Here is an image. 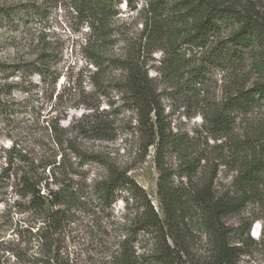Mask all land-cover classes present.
<instances>
[{
  "label": "rangeland",
  "instance_id": "1",
  "mask_svg": "<svg viewBox=\"0 0 264 264\" xmlns=\"http://www.w3.org/2000/svg\"><path fill=\"white\" fill-rule=\"evenodd\" d=\"M253 2L264 12V0ZM27 4H34L39 12L27 14ZM144 4L145 0H121L115 7V14L109 19L112 32L107 54H122L127 42L136 41L144 19L140 10ZM0 12V166H6L11 157L8 150L14 147L27 161H20L14 153L12 168L19 174L23 170L39 173L44 178L41 192L58 189L64 196L72 194L74 201L62 205L66 220L59 234L60 250L70 264H103L118 249L120 240L130 234L139 209L138 200L125 190H119L111 203L105 204L98 197L97 183L106 177L107 164L126 169L161 215L155 148L149 146L141 159L144 138L135 131V112L117 83L121 72L109 69L99 76V86L93 85L95 68L82 50L89 35V21L81 17L72 0H0ZM42 51L54 54L51 70L57 77L43 80L34 72L33 63ZM198 57L197 50H187L185 54L191 62H198ZM161 58L160 51L148 56L146 70L155 81L165 121L170 123L172 132L187 140L188 158L203 156L189 179L184 175V160L175 152H166L164 166L170 183L186 188L214 175L215 195H239L245 188L235 177L247 154L240 149L239 140L249 129H257L264 139V108L256 107L237 116L233 130L216 138L207 131L202 112L223 99L227 71L211 67L204 79L193 86L182 83L187 76L183 73L181 85L176 86L161 78ZM101 116L107 125L105 138L81 135L79 128ZM53 127L61 141L59 146L53 140ZM252 138L255 139L253 135ZM53 155L55 165L60 163L58 168L40 162ZM84 155L98 159H85ZM48 168H54L53 181L51 176L45 179ZM11 184L12 179L4 181L0 188V248L16 243L25 247L32 237L30 230L34 233L42 220L29 206L28 198L16 195ZM246 196V205L227 215L224 222L233 229L242 224L244 236L248 234L253 240L240 256L239 264H264V177L260 184L247 190ZM255 227L257 235L253 234ZM194 228L193 251L204 255L209 248L207 236L200 227ZM130 237L137 253L151 247L152 240L142 233ZM238 238L233 231L230 241L237 244ZM9 257L12 264L14 257Z\"/></svg>",
  "mask_w": 264,
  "mask_h": 264
},
{
  "label": "trees",
  "instance_id": "2",
  "mask_svg": "<svg viewBox=\"0 0 264 264\" xmlns=\"http://www.w3.org/2000/svg\"><path fill=\"white\" fill-rule=\"evenodd\" d=\"M72 1L81 17L89 21V35L82 50L89 64L95 68L91 76L93 85L99 86V76L109 69L121 72L117 83L135 112V131L144 138L140 146L141 159L148 147L154 146V161L159 170L157 193L161 215L126 169L107 164V175L96 186L99 199L110 204L119 190H125L138 200L139 211L130 234L136 237L142 233L152 240V244L148 250L137 253L128 234L103 264H239L240 256L248 251L253 240L248 234L244 236L242 224L233 229L224 222V218L240 211L249 201L247 190H252L262 181L264 139L257 129H249L239 140L240 149L247 152L235 177L245 188L239 195H215L214 175L186 188L172 185L164 166L166 152H175L184 160V175L189 179L203 156L196 154L188 158L185 153L187 140L172 132L170 123L165 121L155 81L146 70V59L160 51V76L176 86L181 85L183 73L187 76L182 83L193 86L204 79L211 67L227 71L223 99L209 106L202 116L207 131L213 136L228 135L237 116L245 115L256 107L264 108V12L253 0H145L140 9L144 19L136 41L127 42L122 54L112 55L106 50L112 32L109 19L121 0ZM37 8L34 4H27V14L38 13ZM187 50L199 52L198 62L185 59ZM53 61L54 54L46 51L39 54L33 63L39 79L57 77L55 70H51ZM97 119L79 128L81 135L105 138L106 122L102 116ZM51 129L55 135L54 143L61 145L56 128ZM69 147L79 154L74 145ZM8 153L11 157L6 166H0V188L4 181L12 179L10 187L20 198H28L29 206L42 220L34 233L30 230L32 237L25 247L16 243L0 248V264H10V255L14 257L12 264H70L69 258L64 257L60 250L59 234L66 220L62 205L74 201L72 194L64 196L58 189L41 192L44 178L39 173L23 170L19 174L16 168H12L15 157L12 154L19 155L20 161H27L25 155L14 147ZM92 157L95 156H83L85 159ZM40 162L45 166H60V163L55 165V155L44 157ZM48 176L54 180V168H48L45 179ZM47 181L44 187H47ZM4 185L7 186V183ZM195 226L207 236L209 248L204 255L193 251ZM233 231L239 235L237 244L230 241ZM6 251L9 256L5 255Z\"/></svg>",
  "mask_w": 264,
  "mask_h": 264
},
{
  "label": "bare ground",
  "instance_id": "3",
  "mask_svg": "<svg viewBox=\"0 0 264 264\" xmlns=\"http://www.w3.org/2000/svg\"><path fill=\"white\" fill-rule=\"evenodd\" d=\"M253 234L257 235V228L256 227L253 229Z\"/></svg>",
  "mask_w": 264,
  "mask_h": 264
}]
</instances>
